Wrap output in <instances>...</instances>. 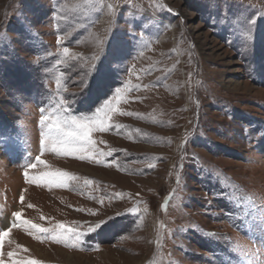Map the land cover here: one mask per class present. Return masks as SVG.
I'll use <instances>...</instances> for the list:
<instances>
[{"label":"rangeland","instance_id":"374dc122","mask_svg":"<svg viewBox=\"0 0 264 264\" xmlns=\"http://www.w3.org/2000/svg\"><path fill=\"white\" fill-rule=\"evenodd\" d=\"M116 87L106 155L41 151L42 109L90 114ZM56 170L77 180L33 181ZM16 211L85 235L19 224L5 264H264V0H0V230Z\"/></svg>","mask_w":264,"mask_h":264},{"label":"snow or ice","instance_id":"6c2138e0","mask_svg":"<svg viewBox=\"0 0 264 264\" xmlns=\"http://www.w3.org/2000/svg\"><path fill=\"white\" fill-rule=\"evenodd\" d=\"M109 9L111 10V5H109ZM248 32L251 33V28H248ZM58 38V43H59ZM255 35L252 33L251 35H246L245 43L246 44H254ZM65 59H67L70 55V51L67 47L63 48V52L61 54ZM93 57V59L97 60V62L91 68V78L93 75H101L103 78H107L114 73L117 68L113 67V61H120L121 54L119 50H116L112 54V58L108 63V66L104 69L98 67V64L101 63L102 58ZM78 59V57H76ZM90 82V81H89ZM79 83L83 84V81ZM59 85V81H57ZM88 85L85 86V90ZM122 91H126V89H121L120 87H116L114 91L111 89L109 93L105 95V99L95 107L94 110H90V114H81L79 116L76 115H66L63 114L66 111L67 107L70 105H66L65 101H61L57 106V112L60 113L52 119L50 116L43 115L44 110L42 109L41 116V124L44 125L51 119V123H47V132L41 133L40 139V147L41 151L46 147L50 146L52 152L56 154H64V155H72L76 153H80L79 159L84 160L89 158L92 153H96L97 155H106L103 152H99L95 149V142L92 139L91 133L94 131H106L110 127L109 121L111 120L112 114L117 111L115 105L120 102ZM82 93L74 94V95H82ZM107 155H111V152L107 153ZM36 163H30L28 168H36L38 164L46 165L47 162L41 159L40 155L35 157ZM99 162V161H97ZM27 170H25V176H27ZM44 180L45 183L51 185L56 184L57 186L67 187L70 182L77 180V177L74 174H70L66 171L56 170V171H48L44 172L40 177H34L33 181ZM21 202H23L24 197H20ZM29 207H33L29 205ZM95 214V213H92ZM13 222L10 226H8L5 230H0V264H5V260L3 258V245L4 241L7 237H9L13 228L17 227L19 224L25 225L30 230H35L39 233H48L51 234L52 238L57 242L63 241L65 239L71 238L75 236L77 239L85 233L79 232L76 227H67L64 222H59L51 228H45L41 225L34 224L30 220L21 219L22 211H16L12 214ZM260 225V229L264 232V216L258 221ZM104 224V221H97L94 225L89 227V232H94L98 228H100ZM18 247H23L18 245ZM27 251V249H24ZM16 254L9 251L7 256L9 258L14 257ZM250 255V254H249ZM11 264H42L41 261L36 260L34 258L24 259L23 257L19 259H12Z\"/></svg>","mask_w":264,"mask_h":264}]
</instances>
